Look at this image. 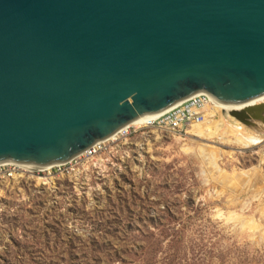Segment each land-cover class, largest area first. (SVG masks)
<instances>
[{
  "label": "water",
  "instance_id": "1",
  "mask_svg": "<svg viewBox=\"0 0 264 264\" xmlns=\"http://www.w3.org/2000/svg\"><path fill=\"white\" fill-rule=\"evenodd\" d=\"M198 91L264 96V0H0V163H63Z\"/></svg>",
  "mask_w": 264,
  "mask_h": 264
},
{
  "label": "rangeland",
  "instance_id": "2",
  "mask_svg": "<svg viewBox=\"0 0 264 264\" xmlns=\"http://www.w3.org/2000/svg\"><path fill=\"white\" fill-rule=\"evenodd\" d=\"M207 121L201 134L129 127L3 182L0 264H264V123ZM234 124L255 141H238Z\"/></svg>",
  "mask_w": 264,
  "mask_h": 264
},
{
  "label": "bare ground",
  "instance_id": "3",
  "mask_svg": "<svg viewBox=\"0 0 264 264\" xmlns=\"http://www.w3.org/2000/svg\"><path fill=\"white\" fill-rule=\"evenodd\" d=\"M196 96H205L206 97V102L204 103L203 109L201 110V113H203L202 121L196 119V120L192 121V123L190 124L191 131L199 132V133H200V131H202L206 127L207 124L212 123V121L211 122L210 121L206 122V120H208V118H214L215 115L217 113H219L220 111H222L226 116H231L232 112L243 111V110H245L246 108H248L250 106L264 104V96H262L260 98H256V99H253V100H250L248 102L241 103V104L225 105V104H220L219 102H217L207 92L198 91V92L194 93L192 96H190L188 99H185L183 101L177 102V103L173 104L172 106L168 107L167 109H165V110H163L161 112L154 113V114L150 115L149 117H147L146 119H144L143 121H141L138 124L128 125V126L124 127L123 129L117 131L116 133H114L113 135L108 137L107 139L94 142L90 148L100 149L101 145H103L105 142H107V141H109V140H111L113 138H114V140H117L120 135H124L125 133L128 132V128L129 127H134V126L149 127V126L153 125L154 122L156 120H158L161 116H163V114H165L166 112L172 110L173 108L179 106L181 103H183V102H185V101H187L189 99L195 98ZM227 120L235 121L233 118L227 119ZM260 122H262V124L264 123V109H262L261 111H258V110L254 111L253 113L250 114L249 118L246 121L242 122V123H244V125H247L249 127L251 126V129H254L256 127L258 128V127L263 126V125H261ZM238 124H240V123H238ZM240 126H241V124H240ZM236 127H237V125H236ZM236 127H235V124H234V125H232L230 127V129L232 131L231 134L235 135V137H236V139L238 141H244L246 143H251V144H252V142L255 141L248 134L243 133L242 132L243 129L241 127H239V128H236ZM169 131H171V130H169ZM172 132H174V131H172ZM199 133H197V134H199ZM210 148H212V147H210ZM87 150L86 151L82 150V151L78 152L76 155H74L70 159L64 161L63 163L50 164V165L45 166L43 168H32V167H28V168L46 172V171H48V170H50V169H52L54 167L61 166V165L65 164V163L70 162L72 159L85 154L86 152H88ZM208 151H210V150H208ZM207 162H209V161H207ZM6 163H12V162H4V163L2 162V163H0V165L6 164ZM13 164H16V163H13ZM17 165H19V164H17ZM20 166H22V165H20ZM23 167H26V166H23Z\"/></svg>",
  "mask_w": 264,
  "mask_h": 264
},
{
  "label": "built area",
  "instance_id": "4",
  "mask_svg": "<svg viewBox=\"0 0 264 264\" xmlns=\"http://www.w3.org/2000/svg\"><path fill=\"white\" fill-rule=\"evenodd\" d=\"M206 102L205 96H196L195 98L189 99L172 110L166 112L154 123L158 125L170 126L174 129H179L184 124H191L194 120H202L203 105ZM85 154L91 155L96 152V148H89ZM43 171L30 169L13 163H6L0 165V185L6 181H13L24 179L25 176L34 177L39 175Z\"/></svg>",
  "mask_w": 264,
  "mask_h": 264
}]
</instances>
